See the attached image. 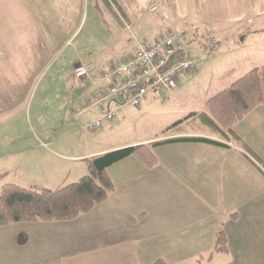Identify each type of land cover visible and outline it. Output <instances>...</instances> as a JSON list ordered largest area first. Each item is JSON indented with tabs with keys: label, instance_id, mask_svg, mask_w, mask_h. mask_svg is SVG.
<instances>
[{
	"label": "rangeland",
	"instance_id": "374dc122",
	"mask_svg": "<svg viewBox=\"0 0 264 264\" xmlns=\"http://www.w3.org/2000/svg\"><path fill=\"white\" fill-rule=\"evenodd\" d=\"M40 1L0 0V194L9 183L55 189L42 185H51L61 172L58 155L154 138L191 112L205 110L204 103L238 75L264 64V31L252 32L255 24H264V0ZM249 8L256 10L253 20L232 17ZM140 17L160 34L169 27L198 37L186 54L197 69L180 78L170 97L150 95L140 106L124 108L112 126L89 131L93 111H84V104L106 85L101 69L132 53L140 36L127 25ZM235 24L243 30L230 35ZM201 37L217 46L210 49ZM85 60L96 71L78 79L75 66ZM201 120L198 115L183 127L209 132ZM46 142L50 145L42 146Z\"/></svg>",
	"mask_w": 264,
	"mask_h": 264
},
{
	"label": "crops",
	"instance_id": "0c3cea01",
	"mask_svg": "<svg viewBox=\"0 0 264 264\" xmlns=\"http://www.w3.org/2000/svg\"><path fill=\"white\" fill-rule=\"evenodd\" d=\"M244 9L232 17L247 15L253 20L250 14L255 8ZM145 19H134L127 29L153 43L164 33L149 29ZM235 25L230 35L234 30H243ZM252 28L253 33L264 31V24ZM135 49L136 45L130 48L132 53ZM85 63L90 62L77 64ZM255 67L259 66L248 71ZM248 71L229 81L228 86ZM169 94H174L172 89L150 91L146 100L150 95L165 98ZM123 101L121 97L113 98L107 108ZM128 106L131 104L121 107L118 116ZM91 110L93 121L100 110L87 111ZM189 120L169 138L203 136L217 143L185 140L156 146L153 151L159 164L151 169L135 156L116 162L108 168L116 190L91 212L70 221L19 222L0 227V264H154L157 260L165 264H264V104L233 126L251 151L211 130H186L183 125ZM111 122L104 121L103 125L112 126ZM159 138L162 134L132 142L86 146L81 154L72 149L58 155L64 161L61 172L51 185L42 186L59 187L86 175L89 157ZM49 145L42 143L44 147ZM75 163H81V167ZM221 228L228 236L229 251L211 254ZM20 233L28 235L24 245L17 243Z\"/></svg>",
	"mask_w": 264,
	"mask_h": 264
},
{
	"label": "trees",
	"instance_id": "16d2710c",
	"mask_svg": "<svg viewBox=\"0 0 264 264\" xmlns=\"http://www.w3.org/2000/svg\"><path fill=\"white\" fill-rule=\"evenodd\" d=\"M261 104H264V65L251 69L209 98L205 102L204 111L192 112L167 127L162 133L163 138L150 143L123 146L87 158L88 174L77 182L55 189L25 188L15 183L4 185L0 194V227L19 222L74 220L91 212L115 192L116 186L108 174V168L116 162L135 156L145 167L151 169L159 164L153 151L156 146L185 140L217 143L203 136L169 138L182 123L194 116L199 115L203 124L215 135L227 141L232 139L240 147L251 151L236 134L233 126ZM16 240L19 245H24L28 241V235L20 233ZM228 251V236L221 228L216 233L211 254ZM154 264L165 262L157 260Z\"/></svg>",
	"mask_w": 264,
	"mask_h": 264
},
{
	"label": "built area",
	"instance_id": "2783aa9c",
	"mask_svg": "<svg viewBox=\"0 0 264 264\" xmlns=\"http://www.w3.org/2000/svg\"><path fill=\"white\" fill-rule=\"evenodd\" d=\"M197 38L190 39L184 31L168 28L153 43L136 39L133 54L100 72V77L106 81L107 86L96 91L93 100L87 101L83 107L84 111L98 108L100 115L89 122L86 128L95 131L103 126L104 121H113L126 104L140 106L150 91L176 88L183 75L197 69L196 61L186 57L187 49ZM200 40L206 41L210 49L217 46L212 38L201 37ZM95 71L92 64L85 63L74 69V76L85 79ZM117 97L124 99L123 103L116 102L114 108H107L108 101ZM253 160L257 162L254 158Z\"/></svg>",
	"mask_w": 264,
	"mask_h": 264
}]
</instances>
